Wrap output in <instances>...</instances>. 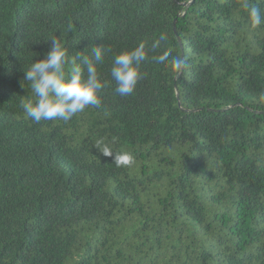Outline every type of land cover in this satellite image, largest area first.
Listing matches in <instances>:
<instances>
[{
	"label": "trees",
	"instance_id": "trees-1",
	"mask_svg": "<svg viewBox=\"0 0 264 264\" xmlns=\"http://www.w3.org/2000/svg\"><path fill=\"white\" fill-rule=\"evenodd\" d=\"M53 37L70 59L110 47V83L99 107L34 123L24 70ZM141 42L122 97L112 58ZM0 264H264V24L242 0H0Z\"/></svg>",
	"mask_w": 264,
	"mask_h": 264
},
{
	"label": "clouds",
	"instance_id": "clouds-1",
	"mask_svg": "<svg viewBox=\"0 0 264 264\" xmlns=\"http://www.w3.org/2000/svg\"><path fill=\"white\" fill-rule=\"evenodd\" d=\"M242 7L247 11L253 26L264 24V10L259 6L242 0ZM166 36L161 34L153 42L152 48H157ZM51 47L43 59L32 62L25 71L24 80L31 83L35 100L29 99L23 104L27 117L34 123L41 121H70L76 114L83 112L89 106L101 105V94L109 86V81L102 79L98 66L102 65L105 56L111 52L108 46H94L91 56L77 52L74 58L69 57L68 48L60 40L50 39ZM149 59L145 43H139L135 48L122 51L112 58L110 68L111 81L115 83V92L122 97L131 95L142 79L141 66ZM158 62H167L177 73L186 66L183 57H173L169 51H164L155 57ZM67 68L66 66H69ZM103 155L112 156L107 146H103ZM119 165H130L133 156L122 153L113 157Z\"/></svg>",
	"mask_w": 264,
	"mask_h": 264
}]
</instances>
